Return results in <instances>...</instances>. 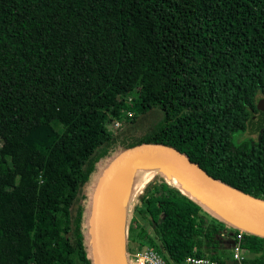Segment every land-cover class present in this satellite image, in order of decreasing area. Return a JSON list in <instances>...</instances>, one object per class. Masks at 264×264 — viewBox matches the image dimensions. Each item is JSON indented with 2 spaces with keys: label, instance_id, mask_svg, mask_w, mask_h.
<instances>
[{
  "label": "trees",
  "instance_id": "16d2710c",
  "mask_svg": "<svg viewBox=\"0 0 264 264\" xmlns=\"http://www.w3.org/2000/svg\"><path fill=\"white\" fill-rule=\"evenodd\" d=\"M258 94L264 0H0V264H94L96 183L140 143L172 146L264 200V126L234 141ZM152 111L160 117L126 134ZM131 206L144 223L128 225L127 252L133 241L174 263L233 264L239 230L164 173ZM240 245L256 252L243 264H264V236L242 231Z\"/></svg>",
  "mask_w": 264,
  "mask_h": 264
},
{
  "label": "water",
  "instance_id": "95a60500",
  "mask_svg": "<svg viewBox=\"0 0 264 264\" xmlns=\"http://www.w3.org/2000/svg\"><path fill=\"white\" fill-rule=\"evenodd\" d=\"M262 126L264 123L259 129ZM151 161L161 162L165 177H175L176 184L180 185L183 191L197 195L200 201L216 210L231 226L264 236L263 199L211 177L202 167L172 146L145 142L121 150L102 171L96 183L91 207L90 232L94 264H126V249L117 258L109 240L108 204L111 189L128 165L131 163L145 165ZM200 201L198 202L201 204Z\"/></svg>",
  "mask_w": 264,
  "mask_h": 264
},
{
  "label": "rangeland",
  "instance_id": "374dc122",
  "mask_svg": "<svg viewBox=\"0 0 264 264\" xmlns=\"http://www.w3.org/2000/svg\"><path fill=\"white\" fill-rule=\"evenodd\" d=\"M119 96H124V95L122 93H120ZM256 104L258 105L257 106L258 112L251 115V117L249 118L248 124H247V128L245 130H243L241 132H237L234 134V141L235 142H240V141L247 140V139L255 140L257 138L259 126L264 123V95L263 94L256 95ZM159 117L160 116H159V113L157 111H152L149 115H146L143 118H138L136 123H134V125L132 126L133 128H131L129 131H127L126 134H128L130 136L139 135L140 133H142L144 131L146 126L150 125L152 122H154ZM251 120H253V121H251ZM115 121L113 120L108 126V128L111 129L112 131H117L118 129H120L123 126V122L117 123ZM123 128H121V129H123ZM96 176H97V174H96ZM151 177L152 176L144 178L143 181L141 182V184L139 185V189H137L135 192H133L128 197L127 204L129 202V200L131 201V204H130V207L128 210H127V205H126V210L123 214V221L124 222H123L121 230H120L121 231V237H117L118 240L121 239L123 241V245L125 243L124 242L125 239H127L128 225H131L132 223H134V220H137L141 223H144L143 219L140 218V216L137 214L136 210L134 208H132L131 205H133L135 203L136 198H137V194L139 193V191H141L142 184ZM172 181L174 182V180H172ZM88 184H86L85 186H87ZM89 187L90 186L88 185V188L86 187V189L89 190ZM119 192H120V189L118 190V193ZM189 195L192 196L194 199L200 201L199 197L197 195H194V194H189ZM200 202H201V205L204 207V209L213 218L218 219V220H224V218L216 210H214L210 206L206 205L202 201H200ZM130 245L132 246V251L137 249V247L135 246V243L133 241L130 242ZM123 250H125V248ZM244 254H245V258H248V259L256 256V252H254V251L244 250Z\"/></svg>",
  "mask_w": 264,
  "mask_h": 264
},
{
  "label": "bare ground",
  "instance_id": "6f19581e",
  "mask_svg": "<svg viewBox=\"0 0 264 264\" xmlns=\"http://www.w3.org/2000/svg\"><path fill=\"white\" fill-rule=\"evenodd\" d=\"M156 173H163L162 163L151 161L148 164L131 163L128 165L111 189L108 204V235L114 255L118 258L123 251V241L121 237V227L123 224V214L126 210L128 197L139 189V185L144 178L153 176ZM171 180L177 182L175 177ZM119 187V188H118ZM120 192L118 193V190Z\"/></svg>",
  "mask_w": 264,
  "mask_h": 264
},
{
  "label": "built area",
  "instance_id": "2783aa9c",
  "mask_svg": "<svg viewBox=\"0 0 264 264\" xmlns=\"http://www.w3.org/2000/svg\"><path fill=\"white\" fill-rule=\"evenodd\" d=\"M130 98L128 97V100ZM118 123V122H117ZM242 231L239 230L231 246L233 264H243L245 260L244 248L240 245ZM126 264H226L216 258L206 256L188 255L181 263H174L161 252L151 247L137 248L131 252L126 251Z\"/></svg>",
  "mask_w": 264,
  "mask_h": 264
}]
</instances>
